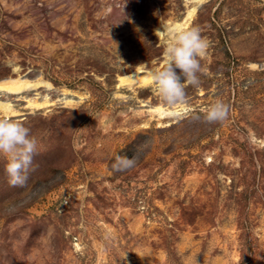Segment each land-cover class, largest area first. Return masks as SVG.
I'll return each mask as SVG.
<instances>
[{
	"label": "rangeland",
	"instance_id": "1",
	"mask_svg": "<svg viewBox=\"0 0 264 264\" xmlns=\"http://www.w3.org/2000/svg\"><path fill=\"white\" fill-rule=\"evenodd\" d=\"M194 5L0 0V81L50 84L0 92L17 110L0 119L38 142L23 187L0 156V264H264V0L198 6L186 30L206 38L207 72L180 114L153 111L171 109L154 82L120 84L165 67L166 27ZM217 100L228 117L207 123ZM118 156L137 164L115 172Z\"/></svg>",
	"mask_w": 264,
	"mask_h": 264
},
{
	"label": "clouds",
	"instance_id": "2",
	"mask_svg": "<svg viewBox=\"0 0 264 264\" xmlns=\"http://www.w3.org/2000/svg\"><path fill=\"white\" fill-rule=\"evenodd\" d=\"M208 47L206 38L201 36L197 28L168 31V43L163 53L165 67L152 73L151 77L162 104L174 108L187 103L185 86H198L200 81L197 73L207 72L201 66L200 59L206 56ZM228 114L229 106L217 100L208 106L203 119L207 123L223 122ZM37 147L38 142L30 135L29 128L19 121L0 119V156L7 159L5 172L11 186L23 187L26 184ZM136 164L135 156H118L112 169L126 172Z\"/></svg>",
	"mask_w": 264,
	"mask_h": 264
},
{
	"label": "bare ground",
	"instance_id": "3",
	"mask_svg": "<svg viewBox=\"0 0 264 264\" xmlns=\"http://www.w3.org/2000/svg\"><path fill=\"white\" fill-rule=\"evenodd\" d=\"M202 1L203 0H194L195 5L193 6V8L189 10L184 21L181 23H174L173 26H167L166 27L167 31L171 29H175L177 31H185L189 23L191 22L192 18L194 17L198 6L201 4ZM154 72L155 71L152 70H144L142 68H138L132 74L121 76L120 84L126 85L128 87H132L134 85L143 86V87L151 85L154 82L151 78L152 73ZM42 86H50V84L40 80L30 81V80H25L23 78H15V79L0 81V92L20 96L27 91L35 90L40 87L42 88ZM26 101L28 103V107L33 109H41L50 105V101L47 98H44L42 102L38 101L37 98H28ZM0 110H3V112H5L6 114L17 113V110H15L14 107L8 102L0 101ZM181 110H182L181 106H177L171 109L158 106L153 109V111L158 112L161 116H176L180 114Z\"/></svg>",
	"mask_w": 264,
	"mask_h": 264
}]
</instances>
